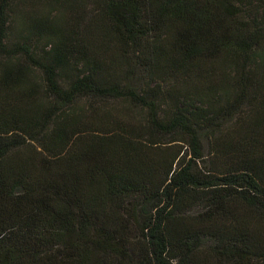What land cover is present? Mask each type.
<instances>
[{"label": "trees", "instance_id": "trees-1", "mask_svg": "<svg viewBox=\"0 0 264 264\" xmlns=\"http://www.w3.org/2000/svg\"><path fill=\"white\" fill-rule=\"evenodd\" d=\"M0 264H264V0H0Z\"/></svg>", "mask_w": 264, "mask_h": 264}, {"label": "rangeland", "instance_id": "rangeland-1", "mask_svg": "<svg viewBox=\"0 0 264 264\" xmlns=\"http://www.w3.org/2000/svg\"><path fill=\"white\" fill-rule=\"evenodd\" d=\"M181 78V77H179ZM175 81V78L171 79V82L173 83ZM128 103L126 101H121V100H110L109 102H107L105 105H99V107L96 109L94 115L96 116L97 119H101L102 116V112L105 113H109V116L115 117V118H121V119H127V120H133V117L135 114L134 112H132L133 114H131L130 112H128V108H127ZM137 120V119H136ZM138 123V122H137ZM135 123V124H137ZM134 125V124H133ZM165 147H170L169 145L163 146ZM167 149H159L157 150L158 153L160 154H164L166 155V151ZM168 152V150H167Z\"/></svg>", "mask_w": 264, "mask_h": 264}]
</instances>
